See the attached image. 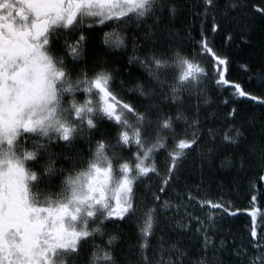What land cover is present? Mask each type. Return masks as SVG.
<instances>
[{"label":"snow or ice","instance_id":"obj_1","mask_svg":"<svg viewBox=\"0 0 264 264\" xmlns=\"http://www.w3.org/2000/svg\"><path fill=\"white\" fill-rule=\"evenodd\" d=\"M0 264H264V0H0Z\"/></svg>","mask_w":264,"mask_h":264},{"label":"trees","instance_id":"obj_2","mask_svg":"<svg viewBox=\"0 0 264 264\" xmlns=\"http://www.w3.org/2000/svg\"><path fill=\"white\" fill-rule=\"evenodd\" d=\"M195 35V32L193 33ZM259 32L256 33L254 36V40H259ZM98 43V41H93V46H95ZM234 55H236L235 61L230 66V72L231 76L234 79L244 81L246 80V77L244 75L243 69L240 67V64L244 62L245 55L240 54L239 50H234ZM242 107L247 109L248 105L247 102L242 103ZM258 131V129H257ZM198 179V177H197ZM211 180V194L215 195L218 191L217 185L220 184L221 181H223L224 184V193L227 196V198L233 200L237 205L243 206L247 203V188L242 184L240 187L231 186V190L229 189L231 176L227 173L223 172H216L213 174L212 177H210ZM249 223L248 219L244 215H238L235 218L232 219H225L223 223L224 229L231 230L233 234L236 236H241L244 234V230L246 225Z\"/></svg>","mask_w":264,"mask_h":264}]
</instances>
